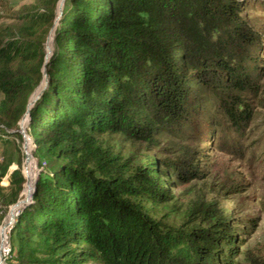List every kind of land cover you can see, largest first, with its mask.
Here are the masks:
<instances>
[{"label":"trees","instance_id":"trees-1","mask_svg":"<svg viewBox=\"0 0 264 264\" xmlns=\"http://www.w3.org/2000/svg\"><path fill=\"white\" fill-rule=\"evenodd\" d=\"M58 1L45 4L43 13L29 11L20 29L0 37V118L8 126L23 117L41 80ZM63 2L46 65L48 86L30 110L29 129L46 171L31 202L4 228L2 255L7 240L10 249L3 264H234L235 244H243L228 221L216 220L209 235L197 228L181 236L162 230L143 202L165 201L170 182L152 163L127 170L100 139L118 132L149 140L160 131L174 133L191 123L201 94L212 122L215 112L239 133L252 117L245 95L261 92L264 51V36L239 16L247 2ZM33 166L36 178L34 158ZM26 170L24 176L22 170L11 173L18 192L29 185Z\"/></svg>","mask_w":264,"mask_h":264},{"label":"rangeland","instance_id":"rangeland-1","mask_svg":"<svg viewBox=\"0 0 264 264\" xmlns=\"http://www.w3.org/2000/svg\"><path fill=\"white\" fill-rule=\"evenodd\" d=\"M38 1L0 0V37L8 39L22 27L29 11L43 13L45 4L51 0H42L43 7L39 6ZM63 1L57 2L58 9L63 6ZM239 1L247 2L240 6L239 16L254 31L264 36V0ZM34 6L39 11L33 9ZM59 21L52 31L53 39ZM50 39L51 34L48 32L45 40L47 56L51 50ZM260 57L263 58V64L257 84L261 86V92L257 96L245 95L252 117L239 133H234L227 120L215 112L213 116L216 121L212 122L208 108L205 110L201 107L207 96L201 94L198 107L191 110L194 113L191 123L184 127L178 126L174 133L170 131L172 128L160 131L153 133L152 140H149L147 137L131 139L118 132L114 135L104 134L100 139L103 149L112 151L126 162L127 170L152 163L159 175L170 182L164 187L168 196L165 201L157 204L143 202L147 213L160 224L162 230L178 231L177 235L181 236L182 232L197 228L206 230L209 235L217 230L214 226L216 220L228 221L232 233L243 244H235L238 254L233 259L234 264H249L252 258L264 260V51L260 52ZM40 82L28 101L36 93L35 98L39 95ZM21 119L16 125L8 126L7 121L0 118V172L7 169L0 180V211L3 213L0 226L6 217L4 223L9 221L15 201L26 197V190L23 191L25 183L22 192H18L11 183V173L15 170H22V176L27 173L24 167L25 142L29 141L33 146L32 169L34 158L38 177L46 171L45 159L36 152L30 123L26 121L23 137L19 126ZM219 122L221 126L218 127ZM184 167L192 168L194 173L186 175ZM178 169L184 173L182 177L177 175ZM148 171L154 172L152 169ZM6 229L3 227L0 230L3 246ZM9 249L7 240L4 256L9 253ZM86 264L96 263L89 261Z\"/></svg>","mask_w":264,"mask_h":264},{"label":"bare ground","instance_id":"bare-ground-1","mask_svg":"<svg viewBox=\"0 0 264 264\" xmlns=\"http://www.w3.org/2000/svg\"><path fill=\"white\" fill-rule=\"evenodd\" d=\"M63 4H64V2H63ZM61 10H63V6L62 7H60L59 9L57 8V11H56V14H57V16L55 17V19L58 17V15L60 14V11ZM53 31V30H52ZM50 32V34H51V41H52V46H51V52H50V54L47 56L48 58H50L51 57V55H52V52H53V32ZM41 77H42V75H41ZM45 79V80H44ZM42 81H43V87H42V90L41 91H39L38 90V92H42L43 91V89L45 88V85H46V78L43 76L42 77V79H41V82H40V85L42 84ZM39 89V88H38ZM34 92H35V90H34ZM33 92V93H34ZM40 93H39V95H40ZM39 95H38V97H39ZM37 97V98H38ZM37 98H36V100L33 102V103H31V104H29V101H28V107L29 108H32V106L34 105V103L37 101ZM26 121H27V119H26V116L25 117H23L22 119H21V121H20V129H21V132L23 133V129H24V126H25V123H26ZM28 144V145H27ZM24 150H26V159H25V162H24V166L28 169V175H30V177H31V179H30V182H29V185L26 187V192H27V194H28V192L31 190V188H32V185H33V183L35 182V180H36V178H37V176H36V178H35V172H34V170L32 169V165H31V162L29 163V159L31 160V150H32V145H31V143L29 142V141H27V142H25V144H24ZM27 175V176H28ZM34 178H35V180H34ZM25 187V186H24ZM24 199H25V197H24ZM23 199V200H24ZM23 200H20V201H23ZM20 201H18L19 203L16 205L15 204V208L13 209V211H12V213H11V215H10V218H9V221L7 222V223H4L5 222V220L3 221V223H2V225L0 226V230H1V228H5V227H7V225H8V227H11L12 225H13V223H14V221H15V218H16V216H17V214H16V216L14 215V213H15V211L16 210H19V209H21L22 207H23V204H22V202H20ZM3 234V233H2ZM1 235V234H0ZM3 238L6 240V236L4 237V235H3Z\"/></svg>","mask_w":264,"mask_h":264},{"label":"water","instance_id":"water-1","mask_svg":"<svg viewBox=\"0 0 264 264\" xmlns=\"http://www.w3.org/2000/svg\"><path fill=\"white\" fill-rule=\"evenodd\" d=\"M62 14H63V10L60 11V14L58 15V17L55 19L54 23H53V26L52 28L50 29L49 33L54 29V26L57 24V22L61 19L62 17ZM49 61V58L47 57V54L45 53V57H44V63H43V69H42V77L44 76L46 78V85H45V88L43 89V91L40 93L39 97L37 98V101L41 98V96L43 95V92L47 89V86H48V77H47V74H46V65ZM36 101V102H37ZM35 102V103H36ZM34 103V105H35ZM33 105V106H34ZM32 106V107H33ZM30 110L31 108L28 107V104H27V107H26V112L25 114L23 115V117L26 116V119H27V122L28 124L30 123ZM22 117V118H23ZM23 137H25V130L23 131ZM39 175V173H38ZM38 175H37V178L35 180V182L33 183L32 185V188L31 190L28 192V194L26 195L25 199L23 201H20L22 202L23 204V207L27 206L31 200H32V197H33V194L35 192V185H36V182L38 180ZM19 202H16V205L18 204ZM2 247H3V242H2V237L0 236V264H3L4 263V256L2 255Z\"/></svg>","mask_w":264,"mask_h":264}]
</instances>
